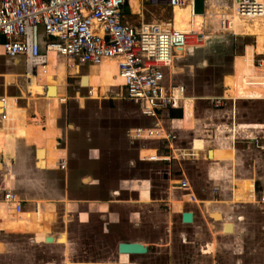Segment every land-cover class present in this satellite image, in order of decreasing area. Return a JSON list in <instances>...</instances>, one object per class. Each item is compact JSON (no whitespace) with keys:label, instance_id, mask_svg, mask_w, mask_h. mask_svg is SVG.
<instances>
[{"label":"crops","instance_id":"crops-1","mask_svg":"<svg viewBox=\"0 0 264 264\" xmlns=\"http://www.w3.org/2000/svg\"><path fill=\"white\" fill-rule=\"evenodd\" d=\"M139 2L125 3L123 16L128 23L138 22ZM210 5L205 6L204 0L205 11ZM134 14L135 22L130 20ZM222 14L230 19L226 29L235 31L237 27L257 24V20L246 24L232 13L231 7L213 16V21ZM202 23L200 15L199 26L193 25L192 30H200ZM259 34L264 37L263 32ZM184 51L179 52L170 67L176 82L183 67L190 66L178 64ZM257 53H264V39L261 52H254L253 44H248L241 55L231 58L230 70L220 79L222 91L214 95L221 96V105L211 103L200 109L195 98L185 94L180 117L161 119V115L168 114L166 110L159 114V124L176 135L171 151L165 148V141L156 138L149 139L150 144L135 146L136 141L128 138L127 131L125 143L118 139L116 129H112L114 132L108 138L103 134L108 130L100 129L98 142L87 146L83 153V145L79 151L69 150L71 130L79 127L74 123L58 124L56 100L58 103L63 100L59 88L65 73L76 74L84 65L68 68L66 59L63 63L54 53L50 54L46 65L38 66L34 73L40 89L33 90L27 84L29 92H36L32 100L30 96L9 94L8 85L16 84L19 76L16 69L22 66L24 75L28 74L20 59L4 54L0 45V55L6 57L0 68V95L6 97L0 103V264H74L75 240L70 235L74 230L70 225H92L103 234L107 224L116 221L157 231L158 240L140 233L138 238L150 244L155 253L166 248L168 255L176 235L178 243L191 245L192 252H188L185 261L194 256L199 258L196 264H264V211L255 205V200L264 193L263 152L257 146L264 143V88L247 84L246 78L252 76L250 80L255 82L264 73V68L256 71L251 65ZM115 64L113 59L87 64L92 69L87 70L90 76L102 68L105 75L97 83H89L91 98H100L113 87L118 88L120 81L107 68ZM45 76L52 79L54 96L47 95V85L42 88L39 82ZM119 93L117 89L115 94ZM35 101L47 106H32L31 114L27 104L35 105ZM231 125V135L220 133V129L214 131ZM210 127H214L212 131ZM94 133L86 130L81 136L91 138ZM71 137L74 142L79 140L74 134ZM157 148L160 153L170 151L169 158L155 161L138 158L142 152L150 153ZM38 149H42L40 158ZM81 155L94 164L93 168L74 170L72 158ZM60 159L65 160L63 169L58 166ZM137 162L162 166V172H155L164 175L165 183L156 186L150 175L138 174ZM176 165L180 166L177 175L172 174ZM180 180L186 181L185 187L179 185ZM5 191L16 194L21 203L19 211L13 202L3 199ZM156 194L164 198H157ZM186 211L191 212L189 222L181 219ZM173 226L179 232L174 233ZM56 248L59 253L54 252Z\"/></svg>","mask_w":264,"mask_h":264},{"label":"built area","instance_id":"built-area-1","mask_svg":"<svg viewBox=\"0 0 264 264\" xmlns=\"http://www.w3.org/2000/svg\"><path fill=\"white\" fill-rule=\"evenodd\" d=\"M127 1L0 0V45L4 54L23 60L27 74L28 60L32 59L33 73H36L38 66L46 65L45 55L49 50L64 57L68 68L113 59L122 79L119 95L135 103L142 116L157 120L164 110L182 109L185 86L172 79L170 67L179 52L189 46V32L194 30H180L171 23L156 21L128 23L123 16ZM149 1L166 4L171 9L189 3L193 11V0ZM231 6L242 21L264 17V0H231ZM228 20L222 14L219 26L226 29ZM251 65L256 71L264 68V53L254 55ZM259 76L261 79L255 82L250 80L252 76H246L247 84L264 88V73ZM78 79L80 81V75ZM5 100L6 97L0 95L1 105ZM213 100L214 106L222 104L221 96H213ZM127 136L131 141L152 138L165 141V148L171 151L176 135L157 120L152 126L129 128ZM254 141L257 142V138ZM257 146L263 152L264 169V143ZM169 152L160 153L157 148L138 158L155 161L169 158ZM58 166L65 168V160L60 159ZM179 185L185 187L186 181L180 180ZM3 199L13 202L17 211L21 209L12 191H5ZM255 205L264 211V193L255 200Z\"/></svg>","mask_w":264,"mask_h":264},{"label":"rangeland","instance_id":"rangeland-1","mask_svg":"<svg viewBox=\"0 0 264 264\" xmlns=\"http://www.w3.org/2000/svg\"><path fill=\"white\" fill-rule=\"evenodd\" d=\"M139 3V9L141 12H139L140 14L136 17L137 21H156L162 22L164 24L172 23V9L166 4H153L150 3L149 0H142V3ZM209 3L212 5L210 6L213 9L209 7V9L202 14L203 23L201 29L198 30L200 33H198V31H194L192 33L189 32L190 44L188 46V49L184 51L182 56H179L181 57V62L179 61L180 63L178 62V64H180L181 66L183 64H189L190 66H182L183 69L177 75L178 77H176L178 81L183 83L186 87L185 94L187 96L195 98L194 101L196 102V106L200 109L206 105L211 106V103L214 102L213 96L221 93L223 87L220 85V79L224 73L230 70L231 58L234 55H241L246 45L253 44L255 42L254 34H259L260 32L264 33V17L254 18L252 20H244L243 22L248 25L253 24L254 21L257 20V24L256 26L237 27L235 31L220 27L218 25L219 19L213 21V16L228 11L230 9L231 0H205V6ZM130 18L131 21L135 22V14L133 16H130ZM179 57L175 60L179 59ZM5 58V56L0 55V68H3L5 64ZM64 59V57L58 56V60L62 61L63 63L66 61ZM88 67L89 66L85 64L80 68V72H76V74H68L67 72L65 73L64 79L60 83L59 88L61 94L63 95V100L59 103L58 100H56V103L58 104L56 107V109L58 110V124L61 125L66 123H74L79 127V130H71V134H74L77 138H79L78 141L74 142L71 137L72 135H69L68 143L70 151H79L81 148L80 146L83 145L85 146L82 147L84 153L87 146L95 144V141L98 142V134L100 133V129L108 130L103 133L104 138L106 136L108 138V135H112V133L114 132V130L112 129H116V135H118V139L122 140L125 143H128L125 132L128 131L129 128L136 125L153 124L155 120L150 117L142 116L138 106L135 103L126 98H123L120 95L115 94L117 89L120 92L119 87H113L109 91L102 94L100 98H91L90 92L88 91L89 83L91 81L93 83H97L105 75L102 68L96 75L90 76V73L87 70L91 71L92 69ZM76 71H78V69ZM84 71H87L84 73L85 75H87L86 83L84 82L82 85L83 87H80L77 83V79L79 78V75H81V73ZM15 72L19 76L15 81L16 84L8 85L9 94H21L28 97L30 96L31 99L34 100L36 92H29V88L27 87V77L24 75L25 71L23 70V67L19 66V68H17ZM46 76L42 81H39L43 87L52 82L51 77L49 78ZM38 78L40 79V77ZM13 85L17 86V93H15L16 88H14ZM19 88H21V90H23L24 92L20 93ZM32 106H40L45 108V106L47 105H45L44 103L41 105L40 103H37V101H35V105L27 104L29 113L31 114L32 112L30 111L34 109L32 108ZM166 117H168L167 113L161 115L160 118L164 119ZM207 128L209 130V127ZM213 128L210 127L211 131ZM86 130H94L95 133L91 135V138H85L83 137L85 135L82 134L81 136V133ZM150 143V140L136 141L135 146ZM141 154H144V152H142ZM132 155H135V153L132 152ZM86 159L87 158H84L83 155L72 158L73 163L71 164L74 165V170L77 171V169H79V171H81L82 169H84V166H88L89 169L93 168L92 166L94 164L90 160L88 161ZM164 168L166 167L164 166ZM136 169L138 171V174L140 175H150L153 178V181L157 184L156 186H162V184L166 181L165 178H163L164 175H162V173L158 174L157 172H155L158 170H161L162 172V166L137 162ZM172 169V174L177 175V173L179 172L178 170H180V166L176 165V167H173ZM133 170L135 171V166ZM79 187H83V185H79ZM161 196H163L164 198V195H155V197L157 198H160ZM166 209L167 211L170 210V208ZM75 229L76 230L71 232L70 234L76 242L73 251L74 255H83L84 253H86V257H76L80 258V261L88 259L87 257L89 255H93V253H91L92 251L96 253H99L101 251L99 249V246L100 242L103 241V237H105L106 240L109 241V243L111 242L112 244L116 241L114 239L115 234L113 231L102 235L95 231V229H90V233L88 235V233H85L84 228ZM172 230L174 233L179 232V228L177 226H173ZM140 231V234L145 238H151L154 240H158L159 238V233H157V231H155L156 233H154V230L152 231V229L150 228H145V226L141 227ZM160 232H162L160 235L163 236L164 230H161ZM88 236H91L93 240V243L91 242V248L88 246ZM173 237L174 239L171 247L172 250L168 254L169 264H174L176 258H179V261L182 262L184 259H186L188 252H192V250L190 249L191 245H181L180 243H178L179 238L176 235H173ZM111 243L110 245H112ZM56 249H54L55 251H53L55 253H59L58 249ZM164 250H166V248H161L158 254L161 253L167 255ZM152 257L155 261V256L152 255ZM198 259V257H196L195 259L193 256V259L189 258V260L183 261V264H191L192 261L194 264H196L199 263ZM155 263L157 264L156 261Z\"/></svg>","mask_w":264,"mask_h":264},{"label":"flooded vegetation","instance_id":"flooded-vegetation-1","mask_svg":"<svg viewBox=\"0 0 264 264\" xmlns=\"http://www.w3.org/2000/svg\"><path fill=\"white\" fill-rule=\"evenodd\" d=\"M79 79H77L78 83ZM70 228L73 229L74 231L76 230L75 228H84L85 233H88L90 229H95L92 225H79V226H73L70 225ZM141 227L138 225L134 226H127L122 224L121 222H111L107 224L106 228L104 231H102V235L109 233L110 231H113L115 234V243H111L110 245L109 241L106 240L105 237H103V241L100 242L99 249L101 250L99 253L96 252H91L93 255H89L87 258L84 259L83 261H80V258L76 257H86V253L83 255L77 254L73 255L75 261L74 264H82L84 261V264H169L168 261V255L166 254H158L155 253L154 251L151 250L152 246L150 247L148 244H144L143 242L139 241V233ZM87 231V232H86ZM99 233V230L95 229ZM89 241H88V246L91 248V244L93 243L91 236H88ZM74 244H76L75 241H73ZM92 242V243H91ZM120 242H140L142 245L146 248L144 252H132V253H123L120 252L118 249V244ZM110 249V250H109ZM92 250V249H91ZM103 250V252H102ZM152 255L155 256V261L152 257ZM157 256V257H156ZM185 261V260H183ZM174 264H183L182 262L179 261V258H176V261Z\"/></svg>","mask_w":264,"mask_h":264},{"label":"bare ground","instance_id":"bare-ground-1","mask_svg":"<svg viewBox=\"0 0 264 264\" xmlns=\"http://www.w3.org/2000/svg\"><path fill=\"white\" fill-rule=\"evenodd\" d=\"M230 7L232 9L231 5H230ZM200 15L201 14L194 13L191 10L189 3H185V4L179 5V6H174L172 9V23L171 24L174 25L175 28H177V29L190 31V30H192L193 25L195 28H197L199 26V16ZM228 21L230 22V19ZM228 25H229V23H228ZM225 26H227V24ZM263 39H264L263 35H261V34L255 35V42L253 43L254 52L255 51L261 52V50L263 48ZM52 53H54L57 56V54L54 51L49 50L45 55V62L46 63L48 62L49 55ZM99 66H103V64L102 65L100 64ZM27 67H28V75H27L28 86L31 87L33 90H39L40 87L36 86L35 80H34V73H33L34 67H33L32 59L28 60ZM107 68H108V70H110V72H113L116 75L117 79L120 81V83H122V79L118 75V70H117L116 64L113 67L107 66ZM47 86L53 87V88L49 89L47 95L54 96V94H55L54 85L48 84ZM41 152H42V149H38L37 153H38L39 158H40ZM209 153H211V152H209ZM40 165H42L41 162H40Z\"/></svg>","mask_w":264,"mask_h":264},{"label":"water","instance_id":"water-1","mask_svg":"<svg viewBox=\"0 0 264 264\" xmlns=\"http://www.w3.org/2000/svg\"><path fill=\"white\" fill-rule=\"evenodd\" d=\"M193 12L194 13H199V14H203L204 13V0H193ZM188 49V47L186 48ZM185 49V50H186ZM15 59V58H12ZM20 61L22 62V64H24L23 60L20 59ZM78 73V72H77ZM86 76L84 73L80 75V81H79V86L83 87V83H86ZM53 88V87H46L45 93L47 94L49 89ZM220 129V133H227L229 135L232 134V129L230 128H222V127H218L216 130ZM214 130V131H216ZM231 137V136H229ZM181 219L183 222H189L191 220V212L190 211H186L183 212L181 215ZM230 224L227 223L226 227L229 228ZM118 249L120 252L123 253H132V252H144L146 250V248L142 245V243L140 242H120L118 244Z\"/></svg>","mask_w":264,"mask_h":264},{"label":"trees","instance_id":"trees-1","mask_svg":"<svg viewBox=\"0 0 264 264\" xmlns=\"http://www.w3.org/2000/svg\"><path fill=\"white\" fill-rule=\"evenodd\" d=\"M168 116L170 117H180L181 116V110L177 109H171L168 112Z\"/></svg>","mask_w":264,"mask_h":264}]
</instances>
